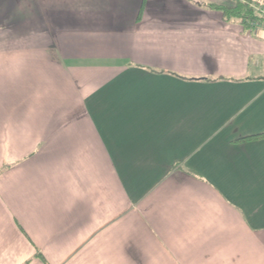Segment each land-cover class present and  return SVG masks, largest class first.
I'll use <instances>...</instances> for the list:
<instances>
[{
  "label": "crops",
  "instance_id": "obj_1",
  "mask_svg": "<svg viewBox=\"0 0 264 264\" xmlns=\"http://www.w3.org/2000/svg\"><path fill=\"white\" fill-rule=\"evenodd\" d=\"M228 1L0 0V264H264V28Z\"/></svg>",
  "mask_w": 264,
  "mask_h": 264
},
{
  "label": "trees",
  "instance_id": "obj_2",
  "mask_svg": "<svg viewBox=\"0 0 264 264\" xmlns=\"http://www.w3.org/2000/svg\"><path fill=\"white\" fill-rule=\"evenodd\" d=\"M208 5L219 9L226 21H238L247 30H254L257 24L264 28V0H231L223 4L208 3ZM257 136H264V133L249 135L239 140ZM37 254L41 255V252L38 251Z\"/></svg>",
  "mask_w": 264,
  "mask_h": 264
},
{
  "label": "built area",
  "instance_id": "obj_3",
  "mask_svg": "<svg viewBox=\"0 0 264 264\" xmlns=\"http://www.w3.org/2000/svg\"><path fill=\"white\" fill-rule=\"evenodd\" d=\"M254 26H256V25H254ZM260 26V24H257V27H259Z\"/></svg>",
  "mask_w": 264,
  "mask_h": 264
}]
</instances>
